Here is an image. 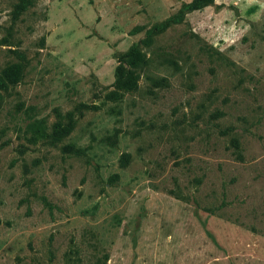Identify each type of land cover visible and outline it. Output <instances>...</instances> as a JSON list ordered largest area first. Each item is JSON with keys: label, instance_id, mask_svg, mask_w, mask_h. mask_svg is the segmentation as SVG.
<instances>
[{"label": "rangeland", "instance_id": "rangeland-1", "mask_svg": "<svg viewBox=\"0 0 264 264\" xmlns=\"http://www.w3.org/2000/svg\"><path fill=\"white\" fill-rule=\"evenodd\" d=\"M191 1L0 0V264H264V0Z\"/></svg>", "mask_w": 264, "mask_h": 264}, {"label": "trees", "instance_id": "trees-1", "mask_svg": "<svg viewBox=\"0 0 264 264\" xmlns=\"http://www.w3.org/2000/svg\"><path fill=\"white\" fill-rule=\"evenodd\" d=\"M213 0H192L190 3L183 6L186 11L198 10L212 3ZM170 19L162 23L157 30L165 28ZM146 63L145 55L139 49L138 45L131 46L119 59L118 65L114 71V80L112 90L109 91L105 98L109 101L118 100L123 94L135 90L138 80L136 70ZM21 76V68L17 65H10L4 68L0 73V88L6 89L9 85L16 84ZM68 133V126L57 123L52 131V140H59L61 136ZM65 150H71L70 147H65Z\"/></svg>", "mask_w": 264, "mask_h": 264}]
</instances>
